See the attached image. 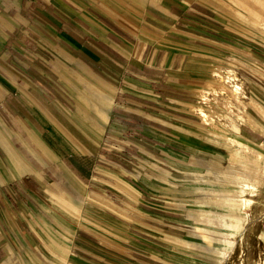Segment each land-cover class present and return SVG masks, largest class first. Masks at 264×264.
Listing matches in <instances>:
<instances>
[{
    "label": "crops",
    "instance_id": "obj_1",
    "mask_svg": "<svg viewBox=\"0 0 264 264\" xmlns=\"http://www.w3.org/2000/svg\"><path fill=\"white\" fill-rule=\"evenodd\" d=\"M263 26L264 0H0V264H183L181 166L232 136L260 207L264 113L212 100L264 102ZM212 211L198 236L245 227Z\"/></svg>",
    "mask_w": 264,
    "mask_h": 264
},
{
    "label": "rangeland",
    "instance_id": "obj_2",
    "mask_svg": "<svg viewBox=\"0 0 264 264\" xmlns=\"http://www.w3.org/2000/svg\"><path fill=\"white\" fill-rule=\"evenodd\" d=\"M262 31L264 34V26ZM229 72L233 74V76H231V78H233H229L230 73H227L226 78L227 80L229 79L233 86V93L238 97H243L242 93H237V91H235V89H239V87L243 86L238 83L242 82L241 77L239 74L236 75V72L233 70ZM245 86L251 96L249 98L251 102H249V99L247 100L248 94H246V102L243 103L241 100H236L234 96L231 95L230 91H228L227 85L223 95L220 98L216 97L215 100H212L214 105L216 107L221 106L230 113H238V115L244 114L245 111H252V109H257L264 113V102H258L256 100V95L254 94V88L250 89L253 85L245 84ZM229 100L233 103H229ZM235 137L236 136H232L230 138L231 149L208 152L199 151L196 155L194 154L191 157H186L184 164L181 166L182 180H178L176 187L178 189H183L181 190L183 191V199L190 200L189 203H184L181 200L177 201V210L180 211V217L183 221V239L181 246L183 253L177 255L176 259L181 261L183 264H200V262L194 258L196 250H198V255L200 254L201 258H205L207 262H209L208 264L216 263L217 260L220 264H231V259L235 261V264H264V239L261 234L262 226L264 224V211H262L264 207V177L262 179L263 189L261 191V197H263V199L260 203V207H256V201L258 202L259 200H255L254 197H251L257 188L254 190H248L247 192L249 198L253 199L255 202L253 214L251 216L246 218L248 215L247 213H242L240 208L233 206L227 207L226 201H223L226 196H235L242 189V182L238 178V176H241L235 173V171L240 167L238 160H241V158L239 156H235L234 153L237 147V143L233 141V139H236ZM246 142V154L251 158L264 160V139L261 138L260 140L255 141V143L247 140ZM199 153L206 158L198 157ZM250 184L254 185V183ZM197 200H206L209 203L206 205L202 204L203 209H201V206L198 207L201 204L195 203ZM227 208L237 216L241 218L244 217L245 227L242 229H233L229 226V228H220V230L226 232L225 235L200 231V235L198 236L195 233L196 226L194 223H196L197 219L194 214L207 212L211 213L213 212L212 210L219 212ZM232 218L234 217H227L226 219L231 220ZM201 220L205 221L203 223H205L206 226H212V224L208 223V220L210 219L202 218ZM212 223L220 225L216 219H212ZM229 223L232 224L230 221ZM234 225H237L238 227L243 225V219L242 222H236ZM239 233L244 236L245 242L242 248L241 245L243 243H239L237 238L239 237ZM232 241L238 242L233 248L231 246H234L235 244H231ZM201 243L209 244L201 245ZM229 247L231 248L229 249ZM238 249L240 250L236 252ZM235 253L236 255L234 256ZM232 264H234V262Z\"/></svg>",
    "mask_w": 264,
    "mask_h": 264
},
{
    "label": "bare ground",
    "instance_id": "obj_3",
    "mask_svg": "<svg viewBox=\"0 0 264 264\" xmlns=\"http://www.w3.org/2000/svg\"><path fill=\"white\" fill-rule=\"evenodd\" d=\"M230 73V72H229ZM231 76H233V74H229V78H231ZM235 76V75H234ZM233 78V77H232ZM231 78V79H232ZM235 91H237V93H242V94H244L245 92V90H244V86H242V87H239V89L237 88V89H235ZM239 91V92H238ZM245 97V96H244ZM248 97V96H247ZM254 189H256V187H255V185H253V184H250V183H245L243 186H242V197H241V207L245 210V213H247L248 215L246 216V218L247 217H249V216H251L252 214H253V209H254V206H255V202L253 201V199H251V198H249V195H248V190H254ZM263 206H264V204H263ZM263 211H264V207H263V209H262ZM264 214V213H263ZM218 218V220L219 221H221L222 223H224L225 224V226H229V225H231L229 222H227V221H231V222H233V221H236L237 220V218H232L231 220L230 219H226V218H224V217H220V216H218L217 217ZM264 218V217H263ZM244 223V222H243ZM223 227V226H222ZM229 227H231V226H229ZM222 232H224V231H222ZM239 237H237L238 238V242L239 243H244V236L241 234V233H239V235H238ZM238 242H236V241H232V243L231 244H235L234 246H231L232 248L233 247H235L236 246V244L238 243ZM231 247H229V248H231ZM235 264V263H234Z\"/></svg>",
    "mask_w": 264,
    "mask_h": 264
}]
</instances>
